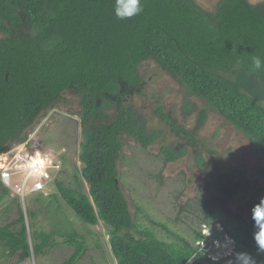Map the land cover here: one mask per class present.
<instances>
[{"label":"trees","instance_id":"obj_1","mask_svg":"<svg viewBox=\"0 0 264 264\" xmlns=\"http://www.w3.org/2000/svg\"><path fill=\"white\" fill-rule=\"evenodd\" d=\"M143 2L141 15L118 20L113 15L115 0H0V151L27 142L28 132L40 119L66 101L62 94L77 95L84 141L79 155L82 168L76 169L74 179L86 183L88 193L64 187L56 179L67 206L84 225L102 221L117 264H212L194 246L203 237L201 230L190 241L180 238L181 244H168L134 223L119 187L117 163L125 135L143 148L159 135L145 133L130 100L142 95L139 66L147 60L178 80L188 95L216 110L264 159V72L251 71L253 57L264 60V0L258 4L219 0L212 12L194 0ZM155 113L193 145L159 103ZM27 146L32 148L31 143ZM36 150L41 149L30 151ZM183 152L180 147H161L167 162L176 161ZM210 176L227 199L239 194L238 183L230 177ZM9 195L0 184V203ZM258 200L249 202L247 221L235 226L220 219L214 200L206 201L202 222L222 224L224 233L235 241V251L256 255L250 209ZM217 209L227 214L224 203ZM18 211L20 230L12 232L8 224L0 230V239L6 240L10 256L21 251V262L38 246H29L24 216ZM52 236L48 234L47 241ZM77 244H69L76 248L62 264L81 259L87 247ZM227 259L221 258L220 264Z\"/></svg>","mask_w":264,"mask_h":264},{"label":"rangeland","instance_id":"obj_2","mask_svg":"<svg viewBox=\"0 0 264 264\" xmlns=\"http://www.w3.org/2000/svg\"><path fill=\"white\" fill-rule=\"evenodd\" d=\"M194 1L212 12L219 0ZM248 1L258 4L262 0ZM139 74L144 81L142 95L130 99L135 120L144 124L146 134L159 135L146 148L127 135L123 139L117 172L134 223L168 244L179 245L180 238L190 241L195 231L224 229L222 224L202 222L206 219L202 205L209 200L215 201L214 210L220 212L224 223L232 226L239 221L245 223L249 202L264 196V159L253 153L250 141L216 110L204 100L188 95L185 87L154 61L143 62ZM62 97L66 101L57 103L28 132L27 143L32 148L25 143L26 148L41 149L58 160L62 168L58 181L64 187L81 188L87 194V184L74 179L76 169L82 168L80 99L70 92ZM157 103L180 132L189 134L193 145L156 115ZM261 105L264 108V102ZM113 112L107 111L110 115ZM163 146L180 147L184 152L176 161L167 162L161 153ZM210 174L233 179L239 185V194L231 199L224 197L214 187ZM44 193L26 196L24 202L11 193L0 203V227L20 216L17 212L20 208L28 244L38 246L36 253L30 252L22 264H62L73 254L76 245L69 244L75 241L77 248L83 244L87 247L76 264H117L102 221L96 226L84 225L61 198L55 183ZM15 199L18 202L14 204ZM220 203H224L227 214L217 209ZM48 234L53 235L49 241ZM2 254L5 253L0 247V264L16 262V257L9 260Z\"/></svg>","mask_w":264,"mask_h":264},{"label":"clouds","instance_id":"obj_3","mask_svg":"<svg viewBox=\"0 0 264 264\" xmlns=\"http://www.w3.org/2000/svg\"><path fill=\"white\" fill-rule=\"evenodd\" d=\"M144 10L143 0H115L113 15L118 20H130L141 15ZM251 71L264 72V60L259 56L253 57ZM25 149V143H18L0 151V184L11 187L13 176L18 177L14 188L19 195L42 192L45 187L42 181L50 179V169L60 167V164L46 153L40 150L28 153ZM250 212L256 255L248 251H234L235 241L230 236H225L224 242H214L218 251L209 255L212 264H220L222 257H229L225 264H264V258H259L264 256V196L253 204ZM204 246L205 241L202 239L199 247L205 255Z\"/></svg>","mask_w":264,"mask_h":264},{"label":"built area","instance_id":"obj_4","mask_svg":"<svg viewBox=\"0 0 264 264\" xmlns=\"http://www.w3.org/2000/svg\"><path fill=\"white\" fill-rule=\"evenodd\" d=\"M27 144V142H25ZM26 152L28 153H33L31 151H28L27 148L25 149ZM47 154V153H46ZM49 155V154H47ZM56 163L60 164L59 169H56L55 167H53L52 169H50V179L48 180H44L42 181L45 185L44 190L42 192H33V193H28V194H24V195H19L17 194V192L15 191L14 185L17 183L18 181V177L13 176L12 179V184L13 186H3L7 189H9L10 193H14V195L21 201L24 202V199L26 198V196L29 195H37L38 193H44V191H46L47 189H49L51 186L54 185L55 180L58 178L59 173L61 172L62 168H61V163L56 160L54 157H52L51 155H49ZM45 194V193H44ZM201 233L203 234V237L201 239H199L198 241L195 242V248L197 249V253L203 254V251L201 250V248L199 247V245L201 244V240L204 239L205 241V246H204V250H205V255L209 257L210 254H216L217 253V249L214 247V242L215 241H221L224 242L225 236H228L226 233H224L223 229L220 228L219 231H215L212 230L211 232H203L201 230ZM235 251V249H234ZM222 258H228V257H222Z\"/></svg>","mask_w":264,"mask_h":264},{"label":"crops","instance_id":"obj_5","mask_svg":"<svg viewBox=\"0 0 264 264\" xmlns=\"http://www.w3.org/2000/svg\"><path fill=\"white\" fill-rule=\"evenodd\" d=\"M53 187V186H52ZM51 187V188H52ZM51 188H49L48 190H50ZM18 199V198H17ZM16 202H18L17 200H16ZM15 202V203H16ZM14 203V204H15ZM17 212H18V214H19V211H18V208H17ZM20 215V214H19ZM18 219H19V216L15 219V220H13V221H11V222H9V223H5V224H3L1 227H0V229H2L3 227H5L6 225H8V224H12V228H11V231L12 232H17L18 230H20V227H21V224L20 223H17V221H18ZM1 233V232H0ZM2 236H6V237H8V234H4V233H2L1 234ZM5 243H6V240L5 239H0V247H2L3 248V250H4V253L5 254H2V256H6L9 260L10 259H12V258H15L16 257V262H10V261H8L7 262V264H22L26 259H28V257L27 258H25L23 261H21V262H19V256L21 255V251L20 250H18L14 255H12V256H10L9 255V251H8V249H6V247H5Z\"/></svg>","mask_w":264,"mask_h":264}]
</instances>
